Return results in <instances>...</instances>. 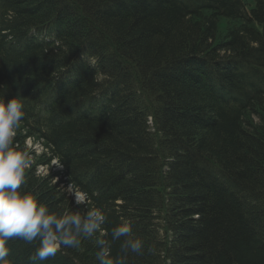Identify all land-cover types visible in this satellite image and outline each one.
Instances as JSON below:
<instances>
[{"label": "trees", "instance_id": "1", "mask_svg": "<svg viewBox=\"0 0 264 264\" xmlns=\"http://www.w3.org/2000/svg\"><path fill=\"white\" fill-rule=\"evenodd\" d=\"M16 96L14 147H45L20 191L108 218L38 264H99L124 222L143 242L127 264H264V0H0V98ZM38 244L9 240L10 264Z\"/></svg>", "mask_w": 264, "mask_h": 264}, {"label": "clouds", "instance_id": "2", "mask_svg": "<svg viewBox=\"0 0 264 264\" xmlns=\"http://www.w3.org/2000/svg\"><path fill=\"white\" fill-rule=\"evenodd\" d=\"M24 105L17 96L5 101L0 98V264H10L9 240L19 238L31 244L39 240L32 264L54 257L61 248L75 249L82 238L98 233L107 235L103 226L107 216L101 207H89L85 215L79 212L55 213L32 194L21 192L25 171L32 162L29 151L17 150L14 139L25 116ZM53 164L63 167L58 160ZM76 205L86 204V194L69 186ZM111 241H121L119 252L113 256L111 245L98 239L96 259L99 264H127L129 253L143 255V242L135 238L130 223L111 228Z\"/></svg>", "mask_w": 264, "mask_h": 264}, {"label": "rangeland", "instance_id": "3", "mask_svg": "<svg viewBox=\"0 0 264 264\" xmlns=\"http://www.w3.org/2000/svg\"><path fill=\"white\" fill-rule=\"evenodd\" d=\"M94 94V93H93ZM95 95H92V98L90 100H92L93 98H95ZM27 150L32 151L33 149L35 150L36 155H39L44 148V146L42 144H40L41 146H39L38 144L34 143L33 141H28L27 143ZM51 166H58L56 164H52ZM40 172H42L43 174L47 173V167L44 168H39ZM69 188V187H68ZM70 195L72 196V198L74 199L73 195L70 192Z\"/></svg>", "mask_w": 264, "mask_h": 264}]
</instances>
